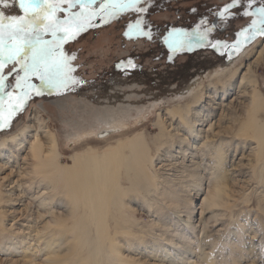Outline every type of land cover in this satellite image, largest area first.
Masks as SVG:
<instances>
[{
	"label": "rangeland",
	"instance_id": "374dc122",
	"mask_svg": "<svg viewBox=\"0 0 264 264\" xmlns=\"http://www.w3.org/2000/svg\"><path fill=\"white\" fill-rule=\"evenodd\" d=\"M230 2L159 0L147 17L157 26L152 41L125 37L133 17L124 15L64 45L86 83L34 98L0 132L9 141L0 150V264H264V43L236 37L251 23L244 5L220 21L216 12ZM0 10L23 15L15 5ZM202 19L216 25L210 39L241 41L233 56L223 48L168 52L159 34L192 31ZM242 52L233 77L204 80L191 104V82ZM125 58L139 67L121 74L114 65ZM109 116L126 123L106 125ZM254 124L259 138L246 131ZM135 137L145 142L146 167L117 173L108 186L119 191L98 218L65 174L37 170L44 161L32 155L39 144L47 158L54 142L59 167L69 169L73 158Z\"/></svg>",
	"mask_w": 264,
	"mask_h": 264
},
{
	"label": "snow or ice",
	"instance_id": "6c2138e0",
	"mask_svg": "<svg viewBox=\"0 0 264 264\" xmlns=\"http://www.w3.org/2000/svg\"><path fill=\"white\" fill-rule=\"evenodd\" d=\"M14 5L23 15H7L0 10V132L9 130L34 98L53 93L62 95L86 83L74 75L76 55L64 48L81 33L128 15L133 19L126 23L125 37L152 41L158 35L157 26L147 17L152 9L159 7V0H0V9ZM240 5H244L242 16L252 19L247 27L236 32V37H244L245 44L257 37L264 43V0H231L222 8L217 6L216 15L223 23L236 15L232 10ZM57 11L65 12L66 17L63 20L56 17ZM45 20L48 23H44ZM215 28V24L202 19L192 31L173 27L159 35L169 53L223 48L221 55H224L240 48L238 38L232 44L227 39H210ZM49 34L51 38L46 39ZM137 67L133 58L119 60L114 65L121 74ZM34 78L39 84L33 82ZM261 234L264 235V230ZM259 246L264 252V241Z\"/></svg>",
	"mask_w": 264,
	"mask_h": 264
},
{
	"label": "bare ground",
	"instance_id": "6f19581e",
	"mask_svg": "<svg viewBox=\"0 0 264 264\" xmlns=\"http://www.w3.org/2000/svg\"><path fill=\"white\" fill-rule=\"evenodd\" d=\"M245 53L242 52L238 54L232 62L225 65L224 67L209 72L206 76L202 78H197L194 82H191V84L187 87V90L185 92L188 93L189 97H192V102L190 101L191 104L198 102V99L200 97L198 96L197 92L201 89L204 80L206 79L210 81L215 80L217 83L220 82L222 83L224 80H227V77L228 79H231L235 74V72L237 71V67L239 63L242 61V58L244 57ZM56 103L60 104V102L58 101ZM263 104H264L263 101H259L257 107L261 108ZM172 112L174 114L175 111ZM111 119L112 117L109 116L103 122L106 125H117V124L125 125L126 122H124V119L127 118L126 117H124V119L120 118L121 120L113 119L112 121ZM255 128H257V125L254 124L251 128H248L246 131L250 132L253 136L259 138V136L256 135L254 132L256 131ZM14 137L15 135L13 136V138ZM13 138L10 137V139ZM51 140L53 141L52 137ZM7 142L9 141H7L6 139L0 140V150L6 147ZM116 145H117L116 147L113 146L109 149H106L102 153V155L98 157L89 156L87 158H84L81 155L79 157L73 158L74 165L69 169L68 168L62 169L61 167H59V158L57 156V151H56L57 145L54 142L51 143V150L49 151L47 158L45 159L41 158L43 156V152L41 149L42 146L39 144H35L32 146V153H33L32 155L34 158H37V160L44 161L43 164L41 165L38 164V166H36L37 170L44 173L60 171L63 174H65L66 176L65 180H67L68 183L74 184L73 189H75L76 192L83 194L85 196V198H82L80 200H82L83 202L84 201L88 202L86 204L89 211L88 215L90 217L98 218L101 216H105V211L108 208L107 203L110 200L109 197L110 196L113 197L114 192L119 191V188L118 189L116 188L117 185L114 186V189H110V187L108 186L109 183H113V184L116 183L115 182L116 180H114V178L116 177L117 173H119V171L122 169L129 170L131 167H133L134 169L136 168L139 169V171L138 170L137 171L141 174L140 171H142L143 168L146 167V162L144 157L147 154V148L145 142L139 139V137L138 138L135 137L131 139L127 138L125 143L119 142ZM77 197L78 195H76L75 193L74 198L76 200H78ZM115 205L118 204L115 203Z\"/></svg>",
	"mask_w": 264,
	"mask_h": 264
},
{
	"label": "flooded vegetation",
	"instance_id": "af4514ba",
	"mask_svg": "<svg viewBox=\"0 0 264 264\" xmlns=\"http://www.w3.org/2000/svg\"><path fill=\"white\" fill-rule=\"evenodd\" d=\"M49 6H50V5H49ZM55 15H56V13H55ZM234 51H235V49H233V51H232V52H229V53H228V55H229V56H231V55L234 53ZM9 79H10V80H12V77H10ZM33 82H34V83H36V84H38V83H39V81H38V80H36L35 78L33 79Z\"/></svg>",
	"mask_w": 264,
	"mask_h": 264
},
{
	"label": "water",
	"instance_id": "95a60500",
	"mask_svg": "<svg viewBox=\"0 0 264 264\" xmlns=\"http://www.w3.org/2000/svg\"><path fill=\"white\" fill-rule=\"evenodd\" d=\"M234 55V53L232 54V56Z\"/></svg>",
	"mask_w": 264,
	"mask_h": 264
}]
</instances>
